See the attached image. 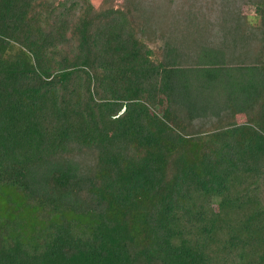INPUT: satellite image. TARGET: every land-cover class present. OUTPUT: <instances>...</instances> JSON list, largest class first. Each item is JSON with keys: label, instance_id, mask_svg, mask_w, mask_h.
<instances>
[{"label": "trees", "instance_id": "1", "mask_svg": "<svg viewBox=\"0 0 264 264\" xmlns=\"http://www.w3.org/2000/svg\"><path fill=\"white\" fill-rule=\"evenodd\" d=\"M0 197V264H264V0H0Z\"/></svg>", "mask_w": 264, "mask_h": 264}, {"label": "rangeland", "instance_id": "2", "mask_svg": "<svg viewBox=\"0 0 264 264\" xmlns=\"http://www.w3.org/2000/svg\"><path fill=\"white\" fill-rule=\"evenodd\" d=\"M92 1L94 2V4H98L100 0H92ZM242 10H243L244 14L250 15L251 17H253L255 15V7H253V6H243ZM18 49L19 48L15 47V50H18ZM24 53H25V51L19 50L18 55L20 57H23ZM130 94L131 93L128 92V96H127L128 98L130 97ZM236 108L238 110V115L237 116H238L239 121L240 122L244 121L245 117L243 116L242 113L240 114L241 106L239 104H237ZM5 208H7V201H6L5 198L0 197V215L4 214V209Z\"/></svg>", "mask_w": 264, "mask_h": 264}]
</instances>
